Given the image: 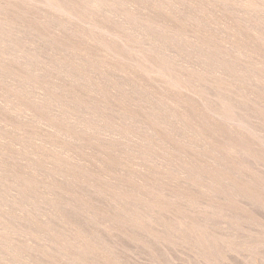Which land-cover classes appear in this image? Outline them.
I'll use <instances>...</instances> for the list:
<instances>
[{
    "label": "bare ground",
    "instance_id": "1",
    "mask_svg": "<svg viewBox=\"0 0 264 264\" xmlns=\"http://www.w3.org/2000/svg\"><path fill=\"white\" fill-rule=\"evenodd\" d=\"M0 107V252L8 258L0 255L12 262L0 257V264H120L101 252L113 249L110 240L94 237L100 216L112 221L108 228L100 221L107 236L129 231L146 254L153 249L151 260L180 246V253L195 249L200 264H214L220 252L264 264L263 230L239 244L208 225L223 210L238 216L243 232L247 222L263 225L235 197L264 208L263 184L239 170L264 169V0H0ZM110 132L133 142L128 154L96 144ZM73 139L86 149L71 146ZM154 152L174 159L161 165ZM78 156L87 165L71 161ZM157 157L164 168H180L172 171L178 177ZM220 181L223 198L215 201L210 193ZM94 195L117 203L104 213L94 209Z\"/></svg>",
    "mask_w": 264,
    "mask_h": 264
},
{
    "label": "rangeland",
    "instance_id": "2",
    "mask_svg": "<svg viewBox=\"0 0 264 264\" xmlns=\"http://www.w3.org/2000/svg\"><path fill=\"white\" fill-rule=\"evenodd\" d=\"M29 4H31V2H28V4H27V2H26V5H25V3H23V4H21V6L24 5L25 7H26V6L28 7ZM32 5H33V3L31 4V7L34 6V5H33V6H32ZM24 6H23V7H24ZM34 7H35V6H34ZM201 16L204 17V15H201ZM50 18H51V17H50ZM53 19H55V18H53ZM216 30H218V29H216ZM216 30H215V33H216ZM58 32H59V31H58ZM217 32H218V31H217ZM227 35H228V34H227ZM94 45H95V43H94ZM103 54H105V53H103ZM105 55H106V54H105ZM106 59H107V58H106ZM47 78H48V79H46V80L49 81L50 78H49V77H47ZM42 80H45V78H43ZM50 82H51V80H50ZM73 85H74V84H73ZM73 85H72V86H73ZM77 90H81V89H77ZM260 93H262V92H260ZM100 95L103 96L102 94H98L97 98H99ZM94 97H96L95 93H94ZM191 102H192V103H195V102H196L195 98H194L193 100L191 99ZM239 107H240V108H245V105H240ZM0 108L2 109V107H0ZM8 112H9V111H8ZM8 112H6V115H7V116H6L4 113H3V116H6V117L9 119L8 114H9V116H11V115H13V114L10 112V113H11V115H10V113H8ZM1 126H2V125H1ZM229 127H230V126H229ZM229 127H227V130H228ZM72 128H73V127H72ZM74 129H75V128H74ZM0 130H1V133H2V132L4 133V131H5V129H3V128L0 129ZM2 130H3V131H2ZM232 130H233V131H232ZM232 130L230 129L231 132H233V133L235 132V133L238 134V130H237V129H234V127H233ZM6 131H7V130H6ZM228 131H229V130H228ZM235 133H234V134H235ZM109 134H110L111 136L108 135V134H104V133H103L101 136H99V135L97 134V135H98L97 138H96L97 141H96L95 138H94V137H96L95 135L93 136V138H94V140L96 141V144H98V143L101 144V143H103L102 141L105 140L104 142H106V143L108 142L107 144L109 145V147H111L112 145H115V147H114L113 150H116V153H119V152L122 153V151L124 152L126 149L128 150V148L130 147L129 142H131V144L133 143L131 140L128 141V143H127L128 148H127V146L124 144V143L126 142L125 140L115 138V137L112 135V134H113L112 132H110ZM104 135H105V137L107 138V140H106V138H104ZM234 136H235V135H234ZM99 137H100V138H99ZM112 137H113V139H112ZM144 137H148V136L145 135ZM109 138H110V139H109ZM139 138L141 139V138H143V137H139ZM100 139H101V141H98V140H100ZM111 139H112V140H111ZM126 139H127V138H126ZM140 139H139V140H140ZM145 139H146V138H145ZM220 139H221V137H220ZM73 140H74V139H73ZM128 140H129V139H128ZM137 140H138V139H137ZM141 140H142V139H141ZM75 141H76V140H74L73 143L70 142V143H71L70 145H71V146L74 145L73 147L76 146V148H79V147H80L79 149H81V151H82V149H84V148L86 147V146H84V145L82 144V142L80 143V142H77V141L75 142ZM88 141H90V140H88ZM91 141H92V140H91ZM91 141H90V142H91ZM95 141H94V143H93V142H91V143H93V145H94V144H95ZM111 141H112V143H111ZM117 141H120V142H121V145H122V146L124 145L125 147H124V146H123V148H122V147H119V146H121L119 142H118V143H119V146H116V145L118 144ZM175 141H176V142H174V140H173L174 144H179V143H180V145H181V144L184 143V142L187 144V141H183V142L181 141L182 143L180 142V140H179V141H178V140H175ZM31 142H33V141H31ZM90 142H89V143H90ZM155 142H156V141H155ZM168 142H169V141H168ZM173 142L170 141L169 143L172 144ZM178 142H179V143H178ZM190 142L192 143V141H190ZM190 142H188V144H189ZM74 143H76V144L79 143V144L76 145V144H74ZM106 143H105V144H106ZM156 143H158V142H156ZM31 144H32V143H31ZM171 144H170L169 146H171ZM78 145H79V147H77ZM93 145H92V147L96 148V146H95V145L93 146ZM98 145H99V144H98ZM157 145H159V143H158ZM162 145H163L164 148H165V149H164V150H165L164 152L167 154V153L169 152V150H166V149H169V148H168V147L166 148L165 144H161L160 146H162ZM182 145H183V144H182ZM82 146H83V147H82ZM89 146L91 147V144H90ZM89 146H88V144H87V147H89ZM106 146H107V145H106ZM81 147H82V148H81ZM131 147H132V145H131ZM171 147H172V146H171ZM112 148H113V147H112ZM117 148H118V149H117ZM85 149H86V148H85ZM122 149H123V150H122ZM124 149H125V150H124ZM117 150H118L119 152H117ZM120 150H121V151H120ZM127 150H126V151H127ZM126 151H125V154H126ZM156 151H157V149H156ZM162 151H163V148H162V150H161V153H162ZM83 152H84V151H83ZM157 152H158V151H157ZM159 152H160V150H159ZM173 152H175V151H172V150L170 149V152H169V153H172L173 156H174V155H175V157H176V156H178V157L180 156V153L174 154ZM129 153H130V150H129ZM154 153H155V156H156V154H157V155L160 157L159 154H161V153H156V152H154ZM165 153H164V154H161V157H160V161H162V163L160 162L161 165H163V163H165V161H166L168 158H170V155H167V156H166V159H164L165 161H163V159L161 160V158H162V157L164 158V155H166ZM127 154H128V151H127ZM131 154H132V153H130L129 156H132V155H133V154H132V155H131ZM69 155L72 156V153H70ZM74 155H75V154H74ZM74 155H73L72 157H74ZM96 156H97V155H96ZM212 156H213V155H212ZM135 157H137V155H136ZM167 157H168V158H167ZM209 157H211V155H210ZM77 158H79V159H74V158H73V159H71V161L73 160V163L76 162V164H77V160H79V162H78L79 164H85V165H87L86 160L81 159L79 156H78ZM171 158H173V157L171 156ZM171 158H170V159H171ZM200 158H201V157H200ZM239 158H240V156H239ZM244 158H245V157L241 158L244 162H248V163L251 162V160H250V162H249L248 157L245 158V159H244ZM2 159L4 160L3 162L6 163L8 158H3V157H2ZM143 159H144V161H146V159H148V160H147V163H148V162H149L148 164L151 163V162H150V161H151L150 158H146V159H145L144 156H143V157L141 158L142 162H143ZM149 159H150V160H149ZM173 159H174V158H173ZM176 159H177V158H176ZM9 160H10V159H9ZM158 160H159V158L157 157V161H156V158H155L154 162H157V163H158ZM168 160H169V159H168ZM198 160H199L200 163L206 164L207 166L210 165V166L213 167L212 160L209 159V158H203V157H202L201 160H200V159H198ZM239 160H240V159H239ZM246 160H247V161H246ZM80 162H81V163H80ZM142 162H141V164H142ZM139 163H140V162H139ZM145 163H146V162H145ZM141 164H140V165H141ZM148 164H145V166L147 167ZM85 165H84V166H85ZM142 165H144V164H142ZM151 165H153V160H152V164H151ZM154 165H155V164H154ZM158 165H160V164L158 163ZM161 165H160V166H161ZM170 165H171V164H170ZM80 166H82V165H80ZM149 166H150V165H149ZM155 166H156V165H155ZM155 166H153V167H154V168H157V166H156V167H155ZM166 166H167V163H166ZM82 167H83V166H82ZM153 167H152V168H153ZM161 167L164 168L163 166H161ZM22 168H23V166H22ZM174 168H175V166H172V165H171V166H167V168H164V169H170L169 171H170V173H172V171L174 170ZM252 168H253V170L250 169V167L246 169L247 171H245V169H242V170L239 169V170H240V172L242 171V173H244V174L247 172V173H248V176L246 175L247 173L245 174L247 177H253V175H255L254 178H255V182H256V185H257V186L255 185L254 181H252V183H253L254 186L258 187L259 184H263V186H264V183H263V182H264V181H263V180H264V178H263V177H264V169H261V168L258 169V167H257V168L255 167V168L258 170V171H256V169H255L254 167H252ZM24 169H25V168H24ZM157 169H158V172H159L160 168H157ZM164 169H161L162 171L160 170V172H164ZM178 169H180V168H177V167H176L175 171H176V170L178 171ZM248 169H249V170H248ZM220 170H221V169H220ZM235 170H236V169H235ZM251 170H252V171H251ZM259 170H260V171H259ZM124 171H125V170H124ZM175 171H173V172L176 173L177 171H176V172H175ZM182 171H184V170H182ZM255 171H256V172H255ZM261 171H263V172L261 173ZM121 172H123V171H121ZM180 172H181V170H180ZM180 172H177V173H180ZM254 172H255V174H254ZM260 173H261V175H260ZM172 174H173V173H172ZM244 174H240V173H239V174H236V175H237V176L240 175L238 178H239V180H241V178H242V176H243ZM257 174H259V175H257ZM173 175H174V174H173ZM175 175H176V176H175ZM175 175H174L175 178L178 177V176H177L178 174H175ZM258 176H259V177H258ZM40 178H41V177H40ZM44 178H45V179H44ZM44 178H43V176H42L41 179H42V180H46V177H45V176H44ZM50 178H51V177H49L50 182H52L53 179H54V180H53L54 182L58 181L57 177H54V178H51V179H50ZM214 178H215V177H214ZM243 178H245V177H243ZM256 178H258V179L261 178V179H260V181H259V180H257ZM215 179H216V178H215ZM215 179H214V180H215ZM235 179H236V178H235ZM47 180H48V177H47ZM49 180H48V181H49ZM242 180H243V179H242ZM203 181L206 182V183H208V181H206V180H203ZM243 181H245V180H243ZM58 182H59V181H58ZM222 182H223V181H220V182L218 183L219 185H217L218 188H216V189H218L220 192H218V190L216 191V189H215L216 194H214L215 191H213L212 193H210V195L212 194L213 197H214V195H215V199L217 198V199L215 200L214 198H212V196H210V197H211L213 200H215V201H221L222 199L220 200V198H223V197H221V194H222V193H221V190H220V189H221V186H222V188H223V186L225 187V185H223V184H225L226 182L224 181L223 184H222ZM245 182H246V181H245ZM260 182H262V183H260ZM59 183L61 184V182H59ZM171 183H172V184H171ZM173 183H174V182L172 181V182H169L168 184H169V185H173ZM175 183H176V182H175ZM175 183H174V184H175ZM220 184H222V185H220ZM175 185H176V184H175ZM251 185H252V184H251ZM251 185H249V187H250ZM253 185H252V186H253ZM252 186H251V188H252ZM254 186H253V188H254ZM63 187H64V186H63ZM259 187H260V186H259ZM259 187H258V188H259ZM167 188H169V186H168ZM219 188H220V189H219ZM260 188H261V187H260ZM190 189L192 190V188H190ZM190 189H189V190L186 189L187 191H185V192H189V193H190V192H191ZM76 190H78V191H76ZM223 190H224V189H223ZM73 191H74L73 193H75L76 195H78L77 192H79V195L82 194L81 196L78 195L79 197H82V198H83V197L88 196V193H86L85 196H84V194L82 193V191L79 190V189H77V188H74ZM193 191H194V192H193ZM195 191H196V192H195ZM198 191H201V190H194V189L192 190V192H193L194 194H196ZM192 192H191V193H192ZM202 192H206V191L203 190ZM198 193H201V192H198ZM204 194H206V193H204ZM217 194H218V196H216ZM257 194H259V193H257ZM208 195H209V194H208ZM197 196H201V194H200V195L197 194ZM219 197H220V198H219ZM194 198H196V197H194ZM235 198H236L235 200H237L236 203H237L241 208H243V209H244L249 215L251 214V215L255 216V218H258V219H259V220H258L259 222L262 220V221H261V224L264 225V208L253 206L252 204H250L249 201H248V202H249V203H248L246 200H244V198H242V199H241V197H238V198L235 197ZM96 200H97V201H96ZM103 200H104V199H100V200H99V198H97V197L95 198V195H94V209H99V208H100V210H102V211L107 209L106 212L104 211V213H108V212H109L108 209L112 208V207H111V204H112V206H113V203H114V206H115V204L117 203L116 201H113V200H111L112 202H111V201H108V200H105V202H104ZM241 200L243 201L244 205H243V203L241 202ZM98 201H99V202H98ZM100 201H101V202H100ZM107 201H108V202H107ZM178 201H179V200H178ZM178 201H176V202L173 201V202L176 204V206H177V203H178V205H179V202H178ZM109 202H111V204H110ZM186 202H187V201H186ZM238 202H239V203H238ZM97 203H98V204H97ZM107 203H108V204H107ZM174 203H173V204H174ZM183 203H184V205H185V201H184ZM183 203H182V201L180 202V207L183 205ZM105 204L107 205V207H106ZM109 204H110V206H109ZM184 205H183L182 208L185 207ZM100 206H101V207H100ZM186 206H187V207H186L185 210H187V209L189 208V205H187V203H186ZM247 206H248V207H247ZM178 207H179V206H178ZM180 207H179V208H180ZM59 209H61V208H59ZM246 209H247V210H246ZM248 209H250V210H248ZM253 209L256 210V211H254ZM27 210H29V209L27 208ZM208 211H210V209L207 210V211L205 212V213H207V215H209V214H208ZM221 211H222V210H221ZM224 211H225V212H224ZM50 212H51L52 215L56 213L54 210H52V211H50ZM61 212H62V213H61ZM210 212H212V211H210ZM210 212H209V213H210ZM217 212H219V215L217 214L216 217H215V213L213 214V216L211 215L212 218H213V219H212L213 221L210 220L211 222H210V221L208 222L209 227H213V230H216L215 232H216L217 234H219V233H222V234H224V235L228 234V235L225 236V238L228 239V240H230V241H232V242H234V243L236 242V243L241 244L242 241L246 240V238H249L250 236H252V238H259L260 234H262V232L264 231L263 225H261L262 227L259 225V226L262 228V229H260V227H258V226H255V227H254V226H249V223H248L247 221H246V222H247L248 224L245 223V225H243V226H244V232H243V227H238L239 229H241V231H240V230H238V228L235 226V225H237L236 222L239 220V218H238V219L235 218V217H238V216H235V217H234V215H236V214H234L233 212H232V213L230 212V213L233 215V216H232V215L229 213V211L226 212V210H223L222 212H220V211H217ZM59 213H60L62 216H67V217L69 216V217H70V214H68V215L65 214V215H64V212H63L62 209L59 210ZM227 213H229V214H227ZM224 215L227 217L226 220H225L226 224L223 223V220L225 219V218H223ZM228 215H229V216H228ZM257 215H258V216H257ZM211 216H210V218H211ZM72 217H73V216H72ZM84 217H86V216H84ZM98 217H99V216H98ZM100 217H101V216H100ZM100 217L97 218L96 220H94V223H95V221H97V222H96V225H95L97 228L94 229V231L96 232V233H94V237H97L98 234H99V237L97 238V241H98L97 244H103V243H105V245H106V242H104V239H105V241H109V240H110V241H109V244L111 243L110 246H113V249H112V248L109 249V248H110V247H109V248H107L108 250L103 249V250H101V252H103V253L105 254V253H107V251H108L107 256H108V254H109V257H112V258H117V257L119 256V257H118L119 259L117 258V260L121 261L120 264H123V263H124L123 261L126 262L125 264H128V263H129V264H135V261L138 262V264H162V263L165 264L166 262H168V263H166V264H195V262H197V261H195V260H197V259H196V258H197V257H196V254H193V251H194V253H195V251H196L195 249H192L193 251L184 250L185 253L188 252L187 254H185V257H184V251H181V253L183 252V254L180 253V250H179V249H181L180 246H179V248H178V246H177V247H176V250H175V249H169V250H167V249H163V250H161V249H160V252L163 253V256L161 257L163 260H162L161 258H160L161 261H159L158 258H157V260H151L150 256H152V251H153V249H152V248H151V249L149 248L150 251L148 250L149 253L146 254V253H147V249H145V248L143 247L142 244H141V245H142V247H141V245H139L138 243H137L138 245H136V244H134V241H133V240H130L129 235L127 234V232L129 233V231L126 232L125 236H124L123 233L118 234V235H119V236H118V235L116 234L117 231H115V232H114V231H111V232H114V233L116 234L115 237L113 236V234H112L113 237L111 236V234H110L111 232L109 233V235H110L111 237H110V236H107V234H108V233H107L108 230L106 229V227L109 225V224H108L109 221L106 222V221L103 220V219H104L103 217H101V219H100ZM219 217H220V218H219ZM229 217H230V218H229ZM77 218L79 219V220H78L79 222H81V220L83 221V219H84L83 217H82V219H81V218L79 217V215L77 216ZM205 218H207L206 214H205ZM218 218H219V219H218ZM70 219H71V217H70ZM85 219H86L85 221H89V219H87V217H86ZM98 219H99V221H98ZM214 219H215V220H214ZM217 219H218V220H217ZM236 219H237V221H236ZM71 220H72V219H71ZM73 220H74V222H76V220H77L76 217H75V218L73 217ZM73 220H72V221H73ZM101 220H102V222H105L106 224H105V223H104V224H103V223H100ZM220 220H222V222H221ZM44 221H45V220H44ZM239 221H240V220H239ZM110 222L112 223V221H110ZM110 222H109V223H110ZM262 222H263V223H262ZM77 223H78V222H76V224H77ZM83 223H84V221H83ZM86 223H87V222H86ZM86 223H85V224H86ZM89 223H90V222H89ZM94 223H93V224H94ZM144 223H146V221H144ZM213 223H214L215 225H213ZM222 223H223V225H222ZM85 224H84V225H85ZM87 224H88V223H87ZM90 224H91V223H90ZM97 224H100V226H101L102 224H103L102 226H104V225H105V226L107 225V226L105 227V230H103L104 227L101 226L102 228H101V230H100V227L97 226ZM206 224H207V221H206ZM216 224H218V225H216ZM220 224H221V226H219ZM246 224H247V225H246ZM78 225H79V224H78ZM146 225H148V223H146ZM211 225H212V226H211ZM233 225H234V226H233ZM250 225H251V223H250ZM54 226L56 227V226H58V225L52 223V227H54ZM110 226H112V225L110 224ZM110 226H109V227H110ZM152 226H153V227L155 226V229H153L152 231H157V230H159L162 234H165V233H166V230H162L161 227H158V226H156V225H154V224H152ZM227 226H228L229 229L227 228ZM230 226L232 227V229H230V228H231ZM237 226H238V225H237ZM245 226H247V227H245ZM52 227H51V228H52ZM214 227H215V229H214ZM222 227H223V229H224V227H226V230H223ZM256 227L258 228L259 231H257V228H256ZM107 228H108V227H107ZM57 229H58V228H57ZM98 229H99V230H98ZM234 229H235L236 231H235ZM102 230H103V231H102ZM233 230H234V231H233ZM237 230H238V231H237ZM245 230H246L247 232H246ZM262 230H263V231H262ZM105 231H107V232H105ZM227 232H228V233H227ZM229 232H233V234H234V232H236V234L233 235L232 233H229ZM259 232H260V234H259ZM97 233H98V234H97ZM100 233H101V234H100ZM106 233H107V234H106ZM117 233H119V232H117ZM225 233H226V234H225ZM239 233H240V234H239ZM247 233H248V234H247ZM251 233H253V234H251ZM121 234H122V235H121ZM222 234H220V235L223 236ZM230 234H231V236H230ZM255 234H257V235L259 234V235L257 236V235H255ZM101 235L103 236V239H102V236H101ZM105 235H106V236H105ZM177 235H182V234L180 233V234H177ZM232 235H233V237H232ZM104 236H105V237H104ZM122 236H123L124 239L122 238ZM227 236H228V237H227ZM235 236H236L237 238H235ZM261 236L263 237L261 242H263V241H264V236H263V235H261ZM118 237H119V238H118ZM127 237H129V238H128L129 240L127 239ZM239 237H240V239H239ZM114 238H115V239H114ZM223 238H224V237H223ZM225 238H224V239H225ZM252 238H251V239H252ZM113 239H114V240H113ZM118 239H119V241H118ZM120 239L123 240V241H121ZM249 239H250V238H249ZM251 239H250V240H251ZM102 240H103V241H102ZM113 241H114V242H113ZM116 241H118V242H116ZM237 241H238V242H237ZM121 242H122V245H121ZM132 242H133V243H132ZM107 243H108V242H107ZM112 243H113V245H112ZM117 244H119V245H117ZM263 244H264V242L262 243L261 248L259 247V252L262 253V254H264V245H263ZM115 245H117V246H116V249H115ZM134 245H136V246H134ZM121 246H124V247H123L124 249H123ZM133 246H134V248H133ZM119 247H120V248H119ZM140 247H141V248H140ZM196 247H197V246H196ZM139 248H140V249H139ZM194 248H195V247H194ZM142 249H143L144 251H143ZM211 249L213 250L214 248H211ZM211 249H210V250H211ZM104 250H105V251H104ZM113 250H114V251H113ZM121 250H122V251H121ZM124 250H125V251H124ZM127 250H128V251H127ZM134 250H135V251H134ZM170 250H171V252H170ZM178 250H179V251H178ZM110 251L113 252V254H112ZM136 251H137V252H136ZM173 251H174V252H173ZM177 251H178V253L176 254L175 252H177ZM261 251H262V252H261ZM1 252L5 254L4 251L1 250ZM1 252H0V253H1ZM109 252H110V253H109ZM117 252H118V253H117ZM132 252H133V255H132ZM135 252H136V253H135ZM143 252H144V254H142ZM189 252H190V253H189ZM196 252H197V251H196ZM214 252H215V251H214ZM2 253H1V254H2ZM120 253H121V255H120ZM122 253H124V254H122ZM174 253H175V254H174ZM222 253H223V252H220V254H216V255L214 256L215 259H214V257H213L214 264H221L222 262H223L222 264H250L249 262L246 261V260H247L246 258H244V259H243V257H242V258H241V257H236V258H235L232 254H227V253H223L224 256H221ZM110 254H111V255H110ZM115 254H116V255H115ZM149 254H151V255H149ZM165 254H166V255H165ZM2 255H3V254H2ZM113 255H115V256H113ZM117 255H118V256H117ZM126 255H128V256L126 257ZM135 255H136V256H135ZM146 255H147V256H146ZM176 255H177L179 258H177ZM3 256H4V255H3ZM122 256H123V258H122ZM129 256H130V257H129ZM145 256H146V257H145ZM186 256H187V257H186ZM192 256H193V257H192ZM0 257L3 258L1 255H0ZM4 257H5V258H8L7 256H4ZM120 257H121V260H120ZM124 257H125V258H124ZM133 257H134V258H133ZM136 257H137V258H136ZM166 257H167V258H166ZM175 257H176V258H175ZM180 257H182V259H181ZM189 257H190V258H189ZM218 257H219V259H218ZM5 258H3V260H5V261L7 262L8 260L5 259ZM139 258H140V259H139ZM133 259H134V260H133ZM145 259H146V260H145ZM164 259H165V260H164ZM178 259H179L180 261H179ZM184 259H185V261H184ZM191 259H193V260L190 262ZM140 260H141V262H140ZM186 260H187V261H186ZM231 260H232V261H231ZM9 261H10V260H9ZM9 261H8V262H9ZM31 261L33 262V264L38 262V260H36V259H34V258L31 259ZM35 261H36V262H35ZM119 261H117V262H119ZM156 261H157V262H156ZM158 261H159V262H158ZM163 261H164V262H163ZM220 261H221V262H220ZM8 262H7V263H8ZM57 262H59V259H58ZM150 262H152V263H150ZM184 262H185V263H184ZM10 263H12V262L10 261ZM20 263H21V262H20ZM61 263H62V262H61ZM21 264H26V263H25V262H22ZM38 264H40V261H39ZM62 264H63V263H62ZM136 264H137V263H136ZM196 264H200V262H197ZM212 264H213V262H212Z\"/></svg>",
    "mask_w": 264,
    "mask_h": 264
}]
</instances>
